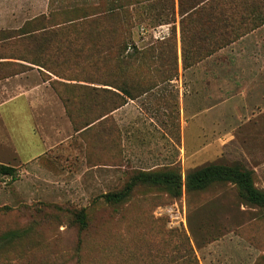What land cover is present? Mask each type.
<instances>
[{
  "label": "rangeland",
  "instance_id": "obj_1",
  "mask_svg": "<svg viewBox=\"0 0 264 264\" xmlns=\"http://www.w3.org/2000/svg\"><path fill=\"white\" fill-rule=\"evenodd\" d=\"M244 1L259 0H235L229 37L199 52L179 0H0V81L31 71L47 83L59 131L20 162L0 116V166L14 169L0 173V264H264V208L234 184L103 199L140 172L184 182L214 163L264 190V13ZM40 16L58 35L47 59L19 37Z\"/></svg>",
  "mask_w": 264,
  "mask_h": 264
},
{
  "label": "trees",
  "instance_id": "obj_2",
  "mask_svg": "<svg viewBox=\"0 0 264 264\" xmlns=\"http://www.w3.org/2000/svg\"><path fill=\"white\" fill-rule=\"evenodd\" d=\"M229 2H231V6L228 5ZM247 2L249 3H245L244 1L243 5L248 12H257L259 14L264 13V0ZM185 4L189 8L187 10L189 11V15L186 16H189L194 22V36L200 45L198 48L199 52L206 50L204 47L202 49V46L210 40L217 42L220 38L226 39L229 37L230 32L228 29L234 26L232 19L237 12L235 0H186V3L185 0H179V8L182 12L185 11L183 7ZM223 4H226L227 6L223 7ZM185 14L186 12L184 15ZM26 26L32 27L29 32L20 33L19 37L27 35L29 43L39 57L47 59L50 58L51 52L58 53V35L54 30V26H49L47 17L40 16L34 18L27 22ZM22 31L23 30H20V32ZM9 34L12 33L9 32ZM11 37H9V39ZM232 41L233 40H231V42ZM208 54H211V52H207V55ZM185 61L186 53L184 48V65ZM37 63H39V61ZM38 66L45 67L43 62ZM23 72L25 71L14 72L12 73V76ZM122 92L127 93L126 90H122ZM13 170V168L8 166H0V173L4 175H11ZM222 183L236 185L246 204L253 207L264 208V190L255 186L252 171L238 165L229 166L217 163L206 165L189 172L186 175L184 182L181 176L174 171L140 172L128 182L123 190L116 193H107L103 195V199L107 203H119L127 198L135 186L139 184L164 187L175 197H179L184 185L188 191H202L210 186ZM77 221L82 228L88 226L87 216L84 211H80L77 215ZM9 237L10 236L6 235L4 236V239Z\"/></svg>",
  "mask_w": 264,
  "mask_h": 264
},
{
  "label": "crops",
  "instance_id": "obj_3",
  "mask_svg": "<svg viewBox=\"0 0 264 264\" xmlns=\"http://www.w3.org/2000/svg\"><path fill=\"white\" fill-rule=\"evenodd\" d=\"M29 72L0 81V116L7 144L12 148V158L24 163L49 152L55 139L51 134H59L55 125V95H51L47 83L34 81V77L27 75Z\"/></svg>",
  "mask_w": 264,
  "mask_h": 264
}]
</instances>
